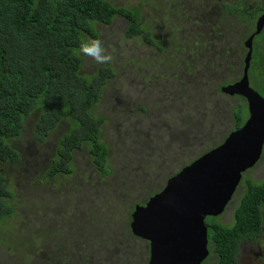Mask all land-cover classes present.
Returning a JSON list of instances; mask_svg holds the SVG:
<instances>
[{
  "label": "rangeland",
  "instance_id": "obj_1",
  "mask_svg": "<svg viewBox=\"0 0 264 264\" xmlns=\"http://www.w3.org/2000/svg\"><path fill=\"white\" fill-rule=\"evenodd\" d=\"M109 1L119 8L141 6V21L164 52L137 38L127 39L128 23L119 15L109 25H96L98 38L115 59L101 65L81 55V73L91 76L105 66L115 74L92 110L103 121L100 138L111 173L100 176L82 148L73 153L68 177H47L68 127L59 124L40 144L33 138L35 115L28 117L21 136L11 141L20 162L1 166L14 193L15 212L0 223V264H147L148 245L125 230L134 205L146 204L184 166L220 146L233 132L234 110H246L244 99L220 89L240 76L243 43L254 24H233V18L220 16L216 3L205 0ZM262 3L248 0V7ZM204 17L211 24L203 27ZM247 30L240 50L238 39ZM221 47L230 53L224 56ZM249 84L257 89L251 76ZM246 179L264 181V150L257 165L242 176L217 223L232 224ZM262 215L264 219V210ZM237 259L238 264H264V232L255 243L242 246ZM204 264H216L215 257L210 255Z\"/></svg>",
  "mask_w": 264,
  "mask_h": 264
},
{
  "label": "trees",
  "instance_id": "obj_2",
  "mask_svg": "<svg viewBox=\"0 0 264 264\" xmlns=\"http://www.w3.org/2000/svg\"><path fill=\"white\" fill-rule=\"evenodd\" d=\"M210 1L217 4L221 17L233 18V24H254L264 13V3L249 9L248 0ZM140 13L141 6L119 8L109 0H0V223L15 212L14 193L1 166L20 162L11 141L21 136L25 120L31 115H35L33 138L40 144L59 124L68 127V132L58 141L47 177H68L73 170V153L82 148L87 149L91 165L99 175L109 176L108 150L100 138L103 121L92 110L115 74L111 67L102 66L91 76L83 75V58L74 55V50L79 49L84 37H99L96 25H109L118 15L127 20V39L137 38L151 46L154 33L143 23ZM205 18L200 21L203 27ZM248 34L247 30L238 39L240 50L242 38ZM257 38L256 42L253 40L248 77L264 92V76L260 74L264 63V31ZM171 40L169 46L174 45ZM226 48L221 47L224 56L230 53ZM188 49L195 51L193 46ZM158 50L164 52L162 48ZM240 64L243 65V59ZM241 74L242 71L240 76L236 74L233 82ZM257 89L253 90L258 93ZM233 118V131H236L247 119L246 110L235 109ZM245 184L230 226L217 223L218 218L205 220L210 255L215 257L216 264H238L236 255L240 243L255 242L262 236L264 181L256 183L246 179ZM127 229L133 238L129 225Z\"/></svg>",
  "mask_w": 264,
  "mask_h": 264
},
{
  "label": "water",
  "instance_id": "obj_3",
  "mask_svg": "<svg viewBox=\"0 0 264 264\" xmlns=\"http://www.w3.org/2000/svg\"><path fill=\"white\" fill-rule=\"evenodd\" d=\"M264 29V14L244 42L247 51L239 81L221 93L246 102L247 119L224 142L171 177L165 187L136 205L129 224L133 237L148 243L147 264H203L209 257L206 218L221 216L242 176L260 161L264 150V98L249 84L253 40Z\"/></svg>",
  "mask_w": 264,
  "mask_h": 264
},
{
  "label": "clouds",
  "instance_id": "obj_4",
  "mask_svg": "<svg viewBox=\"0 0 264 264\" xmlns=\"http://www.w3.org/2000/svg\"><path fill=\"white\" fill-rule=\"evenodd\" d=\"M74 55L90 57L95 63L101 65L111 64L115 57L104 45L101 39L84 37L78 50H74Z\"/></svg>",
  "mask_w": 264,
  "mask_h": 264
},
{
  "label": "flooded vegetation",
  "instance_id": "obj_5",
  "mask_svg": "<svg viewBox=\"0 0 264 264\" xmlns=\"http://www.w3.org/2000/svg\"><path fill=\"white\" fill-rule=\"evenodd\" d=\"M176 1H179V0H176ZM192 1V3H193V1L194 0H191ZM198 1H201L202 3H205V1H208V0H205V1H202V0H198ZM211 3H213L212 1H210ZM192 3H191V5H192ZM181 8V7H180ZM210 10H211V8H210ZM264 14V13H263ZM262 15V14H261ZM260 15V16H261ZM259 17V16H258ZM257 17V18H258ZM210 20H207V18H205L204 20H203V24H204V26H207V25H209V24H211L210 22H209ZM255 22H254V30H255ZM212 27V26H211ZM263 31H264V29H263ZM262 31V32H263ZM261 32V33H262ZM253 33V32H252ZM251 33V34H252ZM153 39L155 38V41L151 44V47H156L157 49H159L160 47H159V41H158V39H157V37L154 35L153 37H152ZM249 38V37H248ZM158 43V44H157ZM243 46H244V43H243ZM161 49V48H160ZM245 50V49H244ZM246 51V50H245ZM252 52H253V50H252ZM246 53H247V51H246ZM243 68V67H242ZM237 82V81H236ZM235 83V82H234ZM247 112V111H246ZM262 217H263V215H262ZM218 218V217H217ZM263 223H264V219H263ZM263 232H264V227L262 228V235H263ZM260 239V238H259ZM258 239V240H259ZM141 241H143V240H141ZM143 242H145V241H143ZM147 245H148V243L147 242H145ZM250 243H255V242H252V241H248V242H242V243H240V245L238 246V251H237V255H236V260H238L237 259V257H238V253H239V251L241 250V248H242V246H244V245H246V244H250ZM209 248V247H208ZM149 250V249H148ZM209 252H210V250H209ZM210 255V254H209ZM237 263H238V261H237Z\"/></svg>",
  "mask_w": 264,
  "mask_h": 264
}]
</instances>
